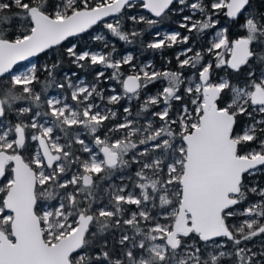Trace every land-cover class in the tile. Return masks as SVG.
Listing matches in <instances>:
<instances>
[{
	"label": "snow or ice",
	"instance_id": "obj_1",
	"mask_svg": "<svg viewBox=\"0 0 264 264\" xmlns=\"http://www.w3.org/2000/svg\"><path fill=\"white\" fill-rule=\"evenodd\" d=\"M0 264H264V0H0Z\"/></svg>",
	"mask_w": 264,
	"mask_h": 264
},
{
	"label": "trees",
	"instance_id": "obj_2",
	"mask_svg": "<svg viewBox=\"0 0 264 264\" xmlns=\"http://www.w3.org/2000/svg\"><path fill=\"white\" fill-rule=\"evenodd\" d=\"M162 26L164 27V25H162ZM171 27L176 29L175 24H172ZM156 30L157 29H153V31H156ZM180 31H183V30H180ZM150 38L151 37H148V36L145 37L146 40L150 39ZM116 44H117V47L121 53H124L125 51H132L133 54L136 55L141 61L152 60L153 63L155 64V66H160V68L164 67V62L158 55H155L149 51L141 52L138 48V45H135V44L134 45H125L123 42H119V41H116ZM173 52H174V48L166 50L165 54L167 57L173 59V63L171 65V67L175 68L176 64H175ZM40 62L41 63L43 62V57L41 58ZM109 74H110V71H109ZM82 75H83V73H82ZM118 90H119V88H118Z\"/></svg>",
	"mask_w": 264,
	"mask_h": 264
},
{
	"label": "rangeland",
	"instance_id": "obj_3",
	"mask_svg": "<svg viewBox=\"0 0 264 264\" xmlns=\"http://www.w3.org/2000/svg\"><path fill=\"white\" fill-rule=\"evenodd\" d=\"M172 26V24L171 25H168V24H165L164 25V27L163 26H161V29L160 30H163V29H175V28H173V27H171ZM178 30V29H177ZM184 47V45H180V46H178V47H175L174 48V52H173V54H174V56H175V53L177 52V51H179L181 48H183ZM25 64H27V62L25 63ZM157 68H160V66H156Z\"/></svg>",
	"mask_w": 264,
	"mask_h": 264
},
{
	"label": "water",
	"instance_id": "obj_4",
	"mask_svg": "<svg viewBox=\"0 0 264 264\" xmlns=\"http://www.w3.org/2000/svg\"><path fill=\"white\" fill-rule=\"evenodd\" d=\"M23 63H26V62H23Z\"/></svg>",
	"mask_w": 264,
	"mask_h": 264
}]
</instances>
